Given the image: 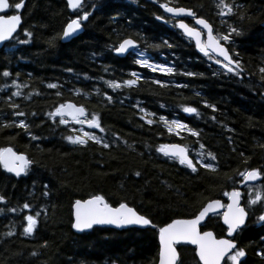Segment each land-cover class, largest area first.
I'll use <instances>...</instances> for the list:
<instances>
[{
  "label": "trees",
  "instance_id": "1",
  "mask_svg": "<svg viewBox=\"0 0 264 264\" xmlns=\"http://www.w3.org/2000/svg\"><path fill=\"white\" fill-rule=\"evenodd\" d=\"M226 2L234 5L235 14L220 16L217 0H84L75 11L67 0H24L22 26L0 50V148L12 147L33 163L21 177L0 166V264H157L159 227L192 218L210 200L226 204L223 193L233 187L243 192L249 214L234 237L246 253L240 264H264V221L258 220L264 205H248L255 189L264 193V177L248 185L239 183L237 175L246 168L264 170V79L259 71L264 67V0ZM162 4L192 8L214 33H227L229 25L239 28L241 35L221 43L233 59H240L241 74L200 54ZM84 12L89 13L84 32L65 42V26ZM184 20L195 26L193 17ZM126 38L137 42L136 50L116 55L115 47ZM138 59L173 71H152L135 63ZM4 71L10 75L5 77ZM133 72L137 83L125 85L136 79ZM109 81L120 87H110ZM50 83L57 88L47 87ZM17 85L20 96L13 95ZM65 101L83 105L89 118L97 113L104 131L67 118L68 124H60L58 116L47 115ZM12 103L19 108H11ZM184 107L196 112L187 113ZM21 119L29 125L27 131L14 126ZM173 120L187 128L177 129ZM81 128L110 146L66 139L81 134ZM169 144L186 146L194 163H211L216 171L197 164L193 172L159 150ZM96 194L113 207L127 203L156 227H96L75 233L73 204ZM25 203L30 207L25 209ZM36 213V227L25 234V217ZM201 230L213 231L217 238L227 233L220 214ZM177 249L183 264H199L193 247Z\"/></svg>",
  "mask_w": 264,
  "mask_h": 264
},
{
  "label": "snow or ice",
  "instance_id": "2",
  "mask_svg": "<svg viewBox=\"0 0 264 264\" xmlns=\"http://www.w3.org/2000/svg\"><path fill=\"white\" fill-rule=\"evenodd\" d=\"M69 7L77 8L81 4V0H67ZM24 4V0H0V12H5L7 10H14L16 14L0 15V43H4L14 38V33L17 32L19 25L21 24V15L19 11ZM162 8L166 12L172 13L174 15H186L193 17L195 19V24L202 26L203 30H206V39L202 40L203 33L200 29L196 27H190L183 20L178 22L179 28H181L184 33L192 37L195 40L197 49L202 52L205 56H208L210 59H214L215 63L220 64L228 72H232L235 75L239 76L243 71L241 66V61L239 58L233 59V53L225 46V43L232 40L233 34L236 36L241 35V30L232 25L228 26L227 33H220L213 31L212 25L204 18L197 17L196 12L192 8L185 7H170L168 4H162ZM216 7L219 9L220 16H228L235 14L234 5L232 3L226 2V0H217ZM89 16L88 12H84L82 16H78L75 19H72L64 28L63 37L67 38L71 34L79 30L82 25V20H87ZM26 35H31V33L26 32ZM224 41L225 43H221ZM21 43H26V41H21ZM136 41L131 38L124 39L117 47H115V52L119 54L125 53L129 48H135ZM140 55H143L141 53ZM236 57H239V53H234ZM222 57L223 59H219ZM135 63L140 64L144 67L150 68L152 71L159 70L162 73H171L172 68L165 65H152L145 59H138ZM262 74L261 79H264V67L259 69ZM3 75L5 77L9 76L8 71H4ZM136 79H129L124 81L125 85L132 86L135 85L139 79L137 73L133 72L131 74ZM192 75V73H189ZM109 86L113 88L120 87L115 81H109ZM155 83L160 84L161 81L157 80ZM13 84H16V81H13ZM49 88H57V85L50 83L47 85ZM20 85H17V91L13 93L14 96H20L21 92L19 91ZM56 95H60L59 92ZM108 100H111V97H108ZM13 109L19 108V105L12 103L9 105ZM214 108V105L211 106ZM187 113H194L196 109L193 107H184L183 109ZM143 111V110H142ZM16 116L23 117L25 113L22 111H15L13 113ZM34 115V113H33ZM50 118L59 117L60 124H68L69 120L65 119L66 116L71 118V121L75 124L81 126L87 124L89 128H98L101 132L104 131V128L101 126L99 121V115L97 113H92L91 118L87 114V110L83 105H77L75 103L65 101L60 103L58 107H55V110L47 113ZM149 124L152 123L151 120L148 121ZM14 126L25 129L26 131L29 128V125L23 120H19L18 123L13 122ZM171 125H174L177 129L183 130L187 128V125L183 124L178 120L171 121ZM6 127L9 125H5ZM74 131H76L74 129ZM79 135H69L66 139L73 143L79 145H85L89 140L94 141L97 144H102L104 148H108L110 145L106 142H103L102 138L96 136L93 132L84 131L81 128ZM169 131H173L172 127H169ZM192 135H198L195 131L188 129ZM179 132H177V135ZM33 139H38L33 136ZM201 147H204L201 145ZM160 151H163L166 156L178 159L180 164L187 165L193 172L197 171V164H200L205 169H210L216 171V168L211 163H206L202 161L193 162L187 154V147L181 146L178 144L172 145H161ZM203 155V154H201ZM243 155V153H241ZM208 156H211L213 160L216 157L212 153H208ZM247 163V161H244ZM31 161L24 153H18L13 150L12 147L0 148V166L6 169L8 172L15 173L16 176H20L21 173H25L28 166L32 164ZM137 176L140 175L139 172L136 173ZM237 175L241 178L238 182L245 183L248 181H255L261 177H264V170L258 168H246L244 171L237 172ZM227 179L232 180L233 177H227ZM250 191H252L250 189ZM225 196L229 197L230 203L227 205V211L223 214L224 223L227 225V232L229 237H232V234L236 232L241 226L245 224L246 217L248 212L245 207L241 206L239 203L241 192L233 187L232 190L225 191L223 193ZM47 195V193H45ZM3 197H0L2 200ZM261 203L264 205V193L260 189H255L254 195H251L248 200V205H256ZM25 209L30 206L25 203L23 205ZM223 207L220 200H210L206 202L199 211L190 219H174L170 223L164 224L162 227H159V264H183L179 260V254L177 251V245L182 242L190 243L195 245V255L199 259V264H228L230 261L231 264H240V258L245 256V251L243 248H238L234 238H220L217 239L212 231H201L200 225L201 222L209 215V213L215 212L217 208ZM75 209L74 217L75 220L72 223L74 229L83 231L85 229H90L93 225L97 224H114L117 226L122 225H144L156 227L152 220L144 215H140L136 210L125 202H120L118 206L113 207L105 199L103 195H91L87 200L77 199L73 204ZM13 211H15L13 209ZM40 213H36V216L28 215L25 217L27 220V226L24 228L25 234H30L33 232L34 228L37 225V219ZM259 221H264V212L258 217ZM264 255V253H261Z\"/></svg>",
  "mask_w": 264,
  "mask_h": 264
},
{
  "label": "water",
  "instance_id": "3",
  "mask_svg": "<svg viewBox=\"0 0 264 264\" xmlns=\"http://www.w3.org/2000/svg\"><path fill=\"white\" fill-rule=\"evenodd\" d=\"M84 3V0H81V4L77 7V8H71V7H69V5H68V2H67V5H68V8H69V10L70 11H75V10H77L82 4ZM23 7H24V4H23ZM23 7L20 9V10H18L19 11V15H21V18H22V10H23ZM170 7H173V6H170ZM162 11L166 14V15H168V16H170V17H173V18H175V19H177L178 21H177V27H178V29L181 31V33L187 38V39H190L191 41H193V43L195 44V46H196V43H195V40L192 38V37H189V36H187L185 33H184V31L181 29V28H179V26H178V22L180 21V20H183L186 24H188L190 27H196L197 29H200L203 33H205V34H203L202 35V40L203 39H206V30H203L202 29V26H200V25H196V24H194L195 26H191L189 23H187L184 19L185 18H190V16H186V15H174V14H172V13H168V12H166L165 11V9L164 8H162ZM8 12H9V10H7L6 11V13L5 12H0V15H3V14H7V15H12V14H8ZM16 14V13H15ZM87 20H88V18H87ZM87 20H82L81 21V25H82V27L79 29V30H77L75 33H73V34H71L69 37H67V38H65V37H63V40L65 41V42H70V41H72L73 39H75V38H77V37H79L83 32H84V26H83V23L84 22H86ZM70 22V21H69ZM68 22V23H69ZM67 23V24H68ZM21 26H22V19H21V24L19 25V27H18V29H17V32L16 33H14V37L17 35V33L19 32V30H20V28H21ZM66 27V26H65ZM262 27H264V23L262 24ZM13 39V38H12ZM12 39H10L9 41H6V42H4V43H0V50H2L4 47H5V45L7 44V43H9ZM132 39V38H131ZM134 40V39H133ZM135 41V40H134ZM137 42H136V47L135 48H129L125 53H123V54H119V53H117V52H115V54L116 55H118V56H127V55H129V54H131L132 52H134L135 50H136V48H137ZM196 49H197V47H196ZM197 51L200 53V54H202V55H204L202 52H200L198 49H197ZM205 56V55H204ZM219 59H223L222 57H218ZM73 103V102H72ZM65 118H67V119H69L70 121H71V118L70 117H68V116H66ZM87 125V124H86ZM88 126V125H87ZM169 145H172V144H169ZM179 145V144H178ZM14 150V149H13ZM15 151V150H14ZM17 152V151H16ZM187 154H188V156H189V153H188V151H187ZM168 157H170V156H168ZM172 158V157H171ZM189 158L190 159H192L190 156H189ZM29 167V166H28ZM5 170V172L6 173H8V174H10V175H12V176H14V177H20V176H23L25 173H21V175L20 176H16L15 175V173H12V172H8L6 169H4ZM259 181V179H257V180H255V181H248V182H245V183H247V184H254V183H256V182H258ZM240 192H241V190H239ZM89 199V198H88ZM87 200V199H86ZM221 201V200H220ZM230 203V199H229V197H228V201H227V203L226 204H224V202L223 201H221V204L223 205V207H220V208H217L216 210H215V212H212V213H209V215L205 218V220L204 221H202L201 222V225L199 226L200 227V230H201V226L203 225V224H205L206 222H207V220L211 217V216H213V215H217V214H221V223H222V225L227 229V225L224 223V220H223V214L227 211V205ZM239 203H240V205L241 206H243L242 205V192H241V197H240V200H239ZM130 207V206H129ZM244 207V206H243ZM74 212H75V209L74 208H72V216H73V222H74V220H75V217H74ZM137 212V211H136ZM138 213V212H137ZM248 216L246 217V220H245V224H246V222H247V220H248ZM184 219H190V218H184ZM245 224L243 225V226H241L239 229H241V228H243L244 226H245ZM96 227H108V228H112V229H115V230H123V229H126V228H128V227H130V228H133V227H146V226H144V225H137V224H130V225H122V226H117V225H114V224H97V225H93V227L92 228H90V229H85V230H83V231H80V230H77V229H74L73 227H72V229H73V231L75 232V233H77V234H82V233H85V232H89V231H91L92 229H94V228H96ZM202 231V230H201ZM207 231H209V230H207ZM238 231V230H237ZM236 231V232H237ZM213 232V231H212ZM236 232H234L233 234H232V237H229V235H228V232L226 233V237H223V238H225V239H227V238H234L235 237V234H236ZM214 233V232H213ZM215 235V234H214ZM216 236V235H215ZM217 238V237H216ZM217 239H220V238H217ZM158 242H159V233H158ZM237 244V243H236ZM180 245H187V246H190V247H193L194 249L196 248V246L195 245H192V244H190V243H186V242H182L181 244H179V245H177V247L178 246H180ZM159 247H160V245H159ZM177 251H178V249H177ZM178 254H179V251H178ZM197 257V256H196ZM179 258H180V255H179ZM197 259H198V257H197ZM198 261H199V259H198ZM157 264H159V255H158V261H157Z\"/></svg>",
  "mask_w": 264,
  "mask_h": 264
},
{
  "label": "rangeland",
  "instance_id": "4",
  "mask_svg": "<svg viewBox=\"0 0 264 264\" xmlns=\"http://www.w3.org/2000/svg\"><path fill=\"white\" fill-rule=\"evenodd\" d=\"M254 206V205H253Z\"/></svg>",
  "mask_w": 264,
  "mask_h": 264
}]
</instances>
